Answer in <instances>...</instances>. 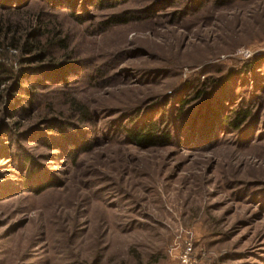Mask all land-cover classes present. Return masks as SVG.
I'll list each match as a JSON object with an SVG mask.
<instances>
[{
  "label": "rangeland",
  "instance_id": "374dc122",
  "mask_svg": "<svg viewBox=\"0 0 264 264\" xmlns=\"http://www.w3.org/2000/svg\"><path fill=\"white\" fill-rule=\"evenodd\" d=\"M1 27L49 51L0 48L25 72L0 92V264H264V0H0ZM148 123L169 140L134 143Z\"/></svg>",
  "mask_w": 264,
  "mask_h": 264
},
{
  "label": "trees",
  "instance_id": "16d2710c",
  "mask_svg": "<svg viewBox=\"0 0 264 264\" xmlns=\"http://www.w3.org/2000/svg\"><path fill=\"white\" fill-rule=\"evenodd\" d=\"M125 19L121 20L119 19L118 21H124ZM45 24H42L44 26ZM35 26L34 23L31 25L30 31H33V27ZM3 27V26H2ZM2 27L0 28L2 32ZM9 28V27H8ZM35 28V27H34ZM11 29V28H10ZM38 31V29H37ZM45 32V31H44ZM48 35H51L49 37L50 41L46 44L50 46L51 48H57L61 47L63 44V39L58 38L60 35L58 31H48ZM33 40L27 41L24 44H21L18 42V40L12 38H7L5 36V39H0V48L5 47L6 45L8 46H13V47H18L23 53H34L35 51H38L37 54L35 55L37 58L42 59L44 58L47 54L48 51L47 47L42 44L41 40L36 39V37H32ZM12 61V60H10ZM24 71L21 72V74H17L13 70V65H6L2 64L0 62V92H3L4 90H7L8 88V81L10 80V84L13 83L14 85L12 86L13 89H10V95L14 96V92L20 88L21 86L19 85V78L20 75L24 76ZM4 86V87H3ZM3 87V88H2ZM202 91L198 94L200 95ZM2 98V94L0 93V99ZM20 98V97H18ZM250 114L249 108H239L235 109L233 111V116H228L223 119H225L228 124L235 129H240L242 124L245 122V120L248 118ZM159 129L155 126L153 123H148L146 126L142 128H138L137 130H132L129 132L130 139L136 144H140L142 146H150L154 145L156 143H164L165 141L169 140V135L166 133L158 134ZM43 189V188H42Z\"/></svg>",
  "mask_w": 264,
  "mask_h": 264
}]
</instances>
